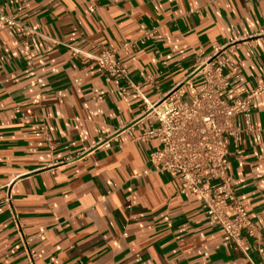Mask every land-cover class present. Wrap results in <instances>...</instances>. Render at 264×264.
<instances>
[{
    "label": "crops",
    "instance_id": "crops-1",
    "mask_svg": "<svg viewBox=\"0 0 264 264\" xmlns=\"http://www.w3.org/2000/svg\"><path fill=\"white\" fill-rule=\"evenodd\" d=\"M0 10L36 32L0 22V264H248L201 200L149 162L157 141L135 136L150 125L142 98L197 87V55L215 47L231 50L226 100L264 83V0H0ZM101 48L117 49L137 92L99 71L90 55ZM250 128L228 142L227 171L256 227L242 240L258 263L264 94Z\"/></svg>",
    "mask_w": 264,
    "mask_h": 264
},
{
    "label": "built area",
    "instance_id": "built-area-1",
    "mask_svg": "<svg viewBox=\"0 0 264 264\" xmlns=\"http://www.w3.org/2000/svg\"><path fill=\"white\" fill-rule=\"evenodd\" d=\"M0 22L16 27L25 38L36 33L1 10ZM229 48L215 47L204 58L197 55V63L191 71V75L200 77L197 87L186 80L153 101L141 97L144 104L142 118L150 125L140 128L135 139H155L157 145L148 153L149 162L158 171L177 176L179 192L201 200L205 217L222 231L229 249L239 252L248 264H264V258L258 263L253 262L245 250L242 238L254 237L256 227L236 197L227 171L228 142L235 146L239 135L251 130L250 107L256 96L264 94V83L232 101L226 100L222 94L228 81L222 71L231 52ZM225 49L229 50L224 52ZM116 52V48H101L90 58L102 74L125 82L126 87H118L122 93L126 94L128 88L137 92L139 86L129 79ZM150 78L147 76L146 80ZM183 93L187 94L188 100L181 99ZM238 116L242 127L237 122ZM6 200H9V194H6ZM15 226L25 244L20 226Z\"/></svg>",
    "mask_w": 264,
    "mask_h": 264
}]
</instances>
